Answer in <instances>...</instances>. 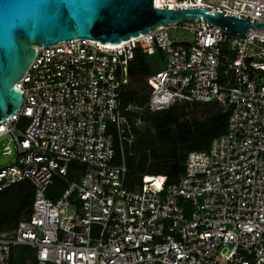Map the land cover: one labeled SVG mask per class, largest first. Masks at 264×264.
<instances>
[{
    "label": "built area",
    "instance_id": "2783aa9c",
    "mask_svg": "<svg viewBox=\"0 0 264 264\" xmlns=\"http://www.w3.org/2000/svg\"><path fill=\"white\" fill-rule=\"evenodd\" d=\"M156 6H205L264 23V0ZM136 49L160 50L165 65L144 78L143 102L123 105ZM15 85L23 102L0 120L2 156L13 147L0 191L28 180L35 193L30 214L0 231V264H13L20 247L32 253L25 264H264L263 27L226 33L196 18L114 45L60 41L37 47ZM181 102L230 108L225 132L187 152L176 182L146 170L130 178L125 150L143 114ZM134 156L152 160L149 151ZM70 163L82 165L71 180ZM55 179L65 185L51 198Z\"/></svg>",
    "mask_w": 264,
    "mask_h": 264
},
{
    "label": "water",
    "instance_id": "95a60500",
    "mask_svg": "<svg viewBox=\"0 0 264 264\" xmlns=\"http://www.w3.org/2000/svg\"><path fill=\"white\" fill-rule=\"evenodd\" d=\"M196 18L226 33L264 28L263 22L252 24L205 6L157 7L156 0H0V120L22 106L23 95L15 84L28 70L37 47L77 38L117 44L163 23ZM11 154L1 156L0 165Z\"/></svg>",
    "mask_w": 264,
    "mask_h": 264
},
{
    "label": "trees",
    "instance_id": "16d2710c",
    "mask_svg": "<svg viewBox=\"0 0 264 264\" xmlns=\"http://www.w3.org/2000/svg\"><path fill=\"white\" fill-rule=\"evenodd\" d=\"M165 65L163 54L157 50L148 55L135 50L134 59L129 64L130 84L121 93V103L143 102L146 99L144 78L162 69ZM141 86V87H140ZM201 108L208 112L205 118H197L190 110ZM230 108H225L215 102L189 103L181 102L158 112H145L143 124L135 129V138L126 152L133 155L127 158L128 175L143 172L152 175H166L169 182H176L184 170L186 154L190 150H202L207 140L225 132ZM149 151L151 161L145 164L135 162V153ZM119 159V149L115 150V160ZM143 159V158H141ZM82 168L78 163L69 164L68 177L73 176L72 168ZM65 183L55 179L48 188L47 194L53 198ZM34 187L28 180L14 183L0 191V231L15 228L18 222L28 216L34 198ZM26 256L32 257L27 247L18 248L13 264H25Z\"/></svg>",
    "mask_w": 264,
    "mask_h": 264
},
{
    "label": "rangeland",
    "instance_id": "374dc122",
    "mask_svg": "<svg viewBox=\"0 0 264 264\" xmlns=\"http://www.w3.org/2000/svg\"><path fill=\"white\" fill-rule=\"evenodd\" d=\"M176 37L178 39L185 38L186 40L189 41L192 38V34L188 31H179L176 32ZM229 55L232 56L231 53H229ZM190 114L196 116L197 118H205L208 115V112L201 108H194L193 110H190ZM5 144H8L7 139L0 140V157L2 156V151ZM69 180L71 179L69 178ZM16 251H18V249H16Z\"/></svg>",
    "mask_w": 264,
    "mask_h": 264
},
{
    "label": "bare ground",
    "instance_id": "6f19581e",
    "mask_svg": "<svg viewBox=\"0 0 264 264\" xmlns=\"http://www.w3.org/2000/svg\"><path fill=\"white\" fill-rule=\"evenodd\" d=\"M156 1L158 2V4H160V2H165L167 0H156ZM106 44H108V45H114V44H110V43H106Z\"/></svg>",
    "mask_w": 264,
    "mask_h": 264
}]
</instances>
